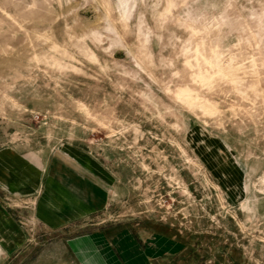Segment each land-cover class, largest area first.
Listing matches in <instances>:
<instances>
[{
	"label": "rangeland",
	"instance_id": "rangeland-1",
	"mask_svg": "<svg viewBox=\"0 0 264 264\" xmlns=\"http://www.w3.org/2000/svg\"><path fill=\"white\" fill-rule=\"evenodd\" d=\"M5 153L43 175L0 183V264H68L89 222L41 214L71 185L182 264H264V0H0Z\"/></svg>",
	"mask_w": 264,
	"mask_h": 264
},
{
	"label": "crops",
	"instance_id": "crops-1",
	"mask_svg": "<svg viewBox=\"0 0 264 264\" xmlns=\"http://www.w3.org/2000/svg\"><path fill=\"white\" fill-rule=\"evenodd\" d=\"M6 155L7 153L0 156V183L3 182L7 187H11L12 191L23 194L37 187L43 174L20 157H15L11 166L6 160ZM67 186L66 195L70 197L68 183ZM71 186L81 201H70V198L69 201H46L43 204L45 210L41 218L51 226L57 224L61 226L62 223L70 224L76 221L89 222L88 225H84L89 230L76 240L67 239L51 243L46 247L47 253L67 254L68 264H182L185 257L181 256L185 249L181 241L160 230L152 231L146 228L148 232H141L124 223L95 221V218L98 219L105 214L110 204L92 198L96 193L93 184L90 190H86V187L80 190ZM92 219L95 222H92ZM75 242L77 244L73 245Z\"/></svg>",
	"mask_w": 264,
	"mask_h": 264
}]
</instances>
